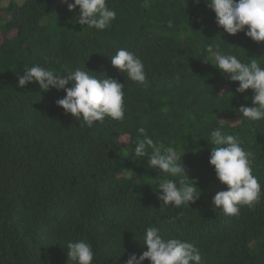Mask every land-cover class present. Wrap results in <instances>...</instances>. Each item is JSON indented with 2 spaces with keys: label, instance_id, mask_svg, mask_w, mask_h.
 I'll list each match as a JSON object with an SVG mask.
<instances>
[{
  "label": "trees",
  "instance_id": "16d2710c",
  "mask_svg": "<svg viewBox=\"0 0 264 264\" xmlns=\"http://www.w3.org/2000/svg\"><path fill=\"white\" fill-rule=\"evenodd\" d=\"M106 3L116 19L103 31H83L79 9L70 12L61 0L0 6V264H76L67 249L76 240L92 245L93 264H125L147 250L148 227L164 239L193 243L200 264H264V195L253 207L242 206L238 217L216 208L213 197L227 186L209 164L208 142L218 127L238 136L253 154L264 194V120L238 112L252 106L253 91L237 93L238 82L205 51L211 44L264 67V42L225 33L205 0ZM120 48L142 60L147 86L111 65ZM35 64L58 73L85 67L125 84L123 121L81 127L56 104L64 90L18 87V75ZM140 127L162 152L172 147L182 156L201 191L194 203L162 206L158 183L186 177L150 168L147 156L133 158Z\"/></svg>",
  "mask_w": 264,
  "mask_h": 264
},
{
  "label": "clouds",
  "instance_id": "9594fccd",
  "mask_svg": "<svg viewBox=\"0 0 264 264\" xmlns=\"http://www.w3.org/2000/svg\"><path fill=\"white\" fill-rule=\"evenodd\" d=\"M68 10L79 9L77 23L84 30L103 31L109 28L116 19V11L107 6L106 0H61ZM199 3L200 0H195ZM208 8L215 13V23L231 36L244 32L246 37L256 43L264 42V0H205ZM169 23V27H171ZM205 51L212 57L214 67L227 75L230 81L238 82L237 93H245L251 89L252 106L241 105L238 112L249 121L264 120V67L259 59L248 58L243 62L236 55L223 53L218 46L207 45ZM111 65L127 79L147 86V74L142 60L126 48H120L110 57ZM205 63H209L207 60ZM71 82L72 87L67 88ZM30 83H37L41 89L64 90L65 97L56 104L66 114H71L81 123V127L92 128L96 122L103 123L106 118L123 121L125 108V84L96 75L85 69L58 73L35 64L26 67L23 75H18V87L24 88ZM46 91V92H47ZM223 94V92H221ZM235 123V122H231ZM135 144L133 158L146 157L148 166L171 177H186L179 181L163 179L158 183V199L162 206H189L199 199L200 189L194 181H190L174 148L167 147L161 151L154 140L147 135L146 129L140 127ZM209 164L215 170L218 181L227 186V190L219 191L213 197V204L225 215L238 217L242 206L253 207L261 200V185L253 175L251 163L253 154L242 147V141L236 135L216 128L210 133ZM151 148L149 154L147 149ZM130 171V170H126ZM146 251L137 258L132 254L125 264H200L201 253L191 242L179 239H164L156 227H148L143 237ZM68 256L76 264H93L92 245L85 240H76L67 244Z\"/></svg>",
  "mask_w": 264,
  "mask_h": 264
},
{
  "label": "rangeland",
  "instance_id": "374dc122",
  "mask_svg": "<svg viewBox=\"0 0 264 264\" xmlns=\"http://www.w3.org/2000/svg\"><path fill=\"white\" fill-rule=\"evenodd\" d=\"M9 0H0V6H4ZM13 1H22V0H13Z\"/></svg>",
  "mask_w": 264,
  "mask_h": 264
}]
</instances>
